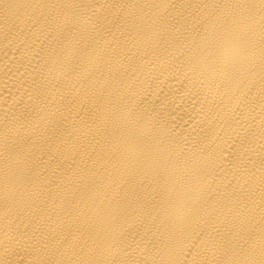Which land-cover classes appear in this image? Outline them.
Segmentation results:
<instances>
[{
	"label": "bare ground",
	"instance_id": "obj_1",
	"mask_svg": "<svg viewBox=\"0 0 264 264\" xmlns=\"http://www.w3.org/2000/svg\"><path fill=\"white\" fill-rule=\"evenodd\" d=\"M0 264H264V0H0Z\"/></svg>",
	"mask_w": 264,
	"mask_h": 264
}]
</instances>
